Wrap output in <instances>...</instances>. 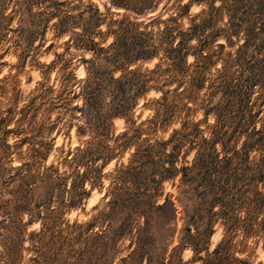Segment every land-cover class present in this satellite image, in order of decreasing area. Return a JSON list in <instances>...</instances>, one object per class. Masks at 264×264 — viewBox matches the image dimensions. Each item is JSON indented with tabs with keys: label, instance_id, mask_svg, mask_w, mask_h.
Instances as JSON below:
<instances>
[{
	"label": "rangeland",
	"instance_id": "1",
	"mask_svg": "<svg viewBox=\"0 0 264 264\" xmlns=\"http://www.w3.org/2000/svg\"><path fill=\"white\" fill-rule=\"evenodd\" d=\"M251 1L228 16L217 10L218 0H156L155 11L143 15L107 0H0V264H264V178L254 179L264 164V137L258 132L245 140L239 127L244 93L253 88L252 98L264 99V78L252 69L264 57V31L224 67L200 56L210 31L200 28L192 38L188 30L184 60L168 57L165 39L158 38L163 49L135 66L154 69L163 93L150 90L124 118H108L107 131L79 133L84 124L75 99L52 109L45 103L61 65L67 66L63 74L72 73L70 84L83 77L90 58L84 41L103 47L112 41V19L156 15L153 28L162 30L188 2L187 16L177 20L181 31L202 19L220 30L244 18L263 30L264 16L246 7ZM232 40L233 50L243 42ZM211 130L217 143L209 140ZM20 138L25 143L17 148ZM91 139L113 147L108 154L91 145L110 159L87 156L80 165H58L68 150ZM38 143L49 149L33 172L52 165L65 174L19 186L10 168L22 170V159L7 145L24 152ZM83 171L86 193L69 207V199L81 196L76 174ZM164 198L173 202L175 218L154 209ZM66 225H73V240L61 244Z\"/></svg>",
	"mask_w": 264,
	"mask_h": 264
},
{
	"label": "trees",
	"instance_id": "2",
	"mask_svg": "<svg viewBox=\"0 0 264 264\" xmlns=\"http://www.w3.org/2000/svg\"><path fill=\"white\" fill-rule=\"evenodd\" d=\"M107 1L110 7L124 11H132L136 15H143L146 12L151 14L155 11L156 7V0ZM218 1H220V5L217 10H223L228 16L235 14L238 11L239 5L245 2V0ZM188 6V2L178 6L174 14L166 19L171 25L163 27L162 30L153 28L156 24V15H150L146 20L142 21L121 17L120 19H112L111 21V24L114 25L115 28L114 30L107 31V35L112 37V41L107 46H100V43L93 41V39H87V41L82 40L84 41L82 44L83 50L90 55V58L84 61L85 64L87 63V66H83L84 75L79 80L70 84L72 73L66 72L63 74L67 66H64L65 64L61 65L59 71H62V76H60L59 84L53 89L49 88V92L52 96L46 99L45 102L50 105L49 109L67 104L66 102L75 99L79 118L84 124V126L79 128L78 132L92 133L94 129H99L98 131L102 132L104 130L107 131L106 120L108 118H124L126 113L135 106L138 98L143 97L150 90L155 92L161 91L163 93V90H161L162 84H159V81L154 76V69L141 70V68L135 66L136 61H148L154 58L155 55L163 49L161 48L162 44L159 42L158 38L163 37L165 39L166 42L164 43L167 44V47L163 50H165L167 55L169 54L168 57L175 55L177 58L184 60V57L188 53V30L192 38H195V33L199 31L200 28L205 31H210L207 36V41L203 44L204 46L200 47V56H207L206 58L209 60L214 57L215 61H218L221 66L224 67L229 62L235 60L239 52L247 50L249 41H257L260 39L261 33L264 31V29L255 30L249 18H244V20L235 23L227 22V25L220 30H212L209 28V25H206L208 24L206 19H202L200 22L194 23L189 28L184 29L185 31H181L178 29L179 25L177 24V20L180 17L187 16ZM246 7H248V10H252L254 7L256 9L255 12L253 11L255 14L264 16V0L260 3L256 0L251 1ZM228 13H230V15ZM115 14L118 15L117 13ZM163 34L167 36H163ZM239 34H241V37H239ZM218 38L222 39L223 42L214 44L215 48L211 47ZM232 38L236 40L242 38L243 40L235 50L232 49L235 43ZM203 53L205 54L202 55ZM96 61H101L102 64L96 65ZM258 61L259 62L256 63L255 67L253 66L252 69L258 78L263 79L264 57L259 58ZM210 63H212V60ZM70 86L76 90L71 91ZM64 93L66 96H63ZM70 93L72 96L69 95ZM253 93H255L253 88L244 93L245 96L242 98L241 103L242 113L240 114L239 127L245 129L241 134L245 137V140H248L258 132H263L262 134L264 137V99L261 96H254L252 98ZM40 95L41 94H38L33 98H39ZM210 109L213 110V108ZM210 109L208 108L204 114L211 113ZM214 135L215 131L211 130L209 140H211L212 143H217V141L220 140ZM93 140L94 139H91L85 142V144H87L86 146L81 144V146L78 145L68 150L65 153V157L58 161V165L68 167L69 163L74 161L80 165L82 159L87 156H89L90 159L92 157L93 161L98 159L103 160V163H105L110 159V155L108 154L112 151L113 147L108 146V144L104 143L101 139L97 141ZM24 143L25 139L20 138L19 141L15 143V146L18 148L19 145H23ZM92 144L101 146V148H103L102 151L108 154H104L103 156V154H100L102 151H99L98 154V151L93 149ZM7 148L12 150V154H14L17 159H22L19 160L21 161L20 166L23 167L22 170L20 169V171H17L18 169L10 168L11 171H14L15 175L12 181H18L19 186H23L29 180H34L36 178L40 181H47L65 174L64 171L59 174L52 165L43 168L39 173L33 172V165L46 155L49 149L47 144L38 143L37 147H27L24 152L13 150L12 148H15L13 145H7ZM195 165L196 163H194L193 167ZM260 165L261 166H257L254 174V179L257 181L264 178V164ZM96 168L97 167L93 170H96ZM76 176L78 177L82 189L79 193L81 196L76 200L69 199L67 202V206L69 207L74 206L80 201L82 194L86 193L85 189L82 187L86 181H89V178H86L85 171H83L81 175L76 174ZM105 195H107V193H105ZM217 200L218 199L214 200L213 203H217ZM118 203L122 206L121 201L119 202L118 200ZM153 207L156 210L165 208L169 210L172 217L175 218L174 204L168 198H164L159 204H153ZM135 209L137 208H133L134 211ZM37 217H41L40 214H37ZM72 227L73 225H66L64 229H60V231L64 233H61V244H67L73 240L70 235L71 231H68V229Z\"/></svg>",
	"mask_w": 264,
	"mask_h": 264
}]
</instances>
